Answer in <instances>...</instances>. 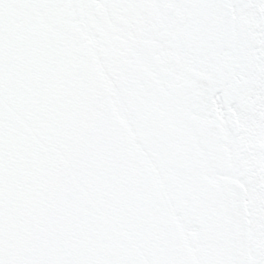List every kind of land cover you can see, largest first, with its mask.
Instances as JSON below:
<instances>
[{"label": "snow or ice", "instance_id": "snow-or-ice-1", "mask_svg": "<svg viewBox=\"0 0 264 264\" xmlns=\"http://www.w3.org/2000/svg\"><path fill=\"white\" fill-rule=\"evenodd\" d=\"M0 264H264V0H0Z\"/></svg>", "mask_w": 264, "mask_h": 264}]
</instances>
